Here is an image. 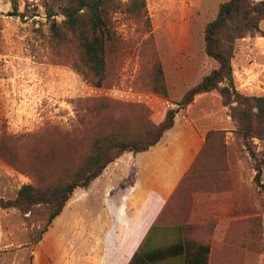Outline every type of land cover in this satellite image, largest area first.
<instances>
[{
    "label": "rangeland",
    "instance_id": "obj_1",
    "mask_svg": "<svg viewBox=\"0 0 264 264\" xmlns=\"http://www.w3.org/2000/svg\"><path fill=\"white\" fill-rule=\"evenodd\" d=\"M224 1L145 0L149 28L117 10L98 90L78 70V44L62 27L63 0H0V199L15 198L22 185L38 189L68 181L99 133L145 135L165 109L151 91L156 63L167 100L179 101L187 86L216 67L205 54L203 30ZM48 11L54 16L47 17ZM53 21L62 31L59 38ZM259 27L264 32V21ZM231 65L237 92L264 96V37L236 41ZM206 97L219 96H202L189 108L197 124ZM224 108L226 124L210 130L181 182L179 227L191 234L190 241L209 245L208 264H264V190L254 184L238 116ZM250 144L264 161V140L253 138ZM214 194L222 196L217 203L208 197ZM47 216L40 205L26 214L0 209V264H91L87 246L73 237L71 221L64 233H55L52 225L48 231L54 233L37 242Z\"/></svg>",
    "mask_w": 264,
    "mask_h": 264
},
{
    "label": "trees",
    "instance_id": "obj_2",
    "mask_svg": "<svg viewBox=\"0 0 264 264\" xmlns=\"http://www.w3.org/2000/svg\"><path fill=\"white\" fill-rule=\"evenodd\" d=\"M124 8V9H122ZM120 10L131 18L141 20L150 27L145 0H63L62 27L76 40L80 56L78 70L88 77L96 89H101L106 74V53L114 41V14ZM14 16H19L15 11ZM48 11L47 17H53ZM264 21V0H226L219 5L216 17L203 30L204 51L216 67L197 84L190 87L179 101H168L167 87L160 63H156L152 79V93L165 102L163 114L155 125L140 138L117 133H99L91 139L88 154L70 179L47 188L22 185L13 199H0V209H17L21 213L31 212L34 206L46 207L48 216L37 242L42 240L54 220L60 216L76 189L87 188L103 170L123 154H137L149 150L174 125L176 115L190 107L197 97L217 93L222 107H231L250 159L254 163V184L264 190L261 182L264 161L257 159L250 140H264V96H245L234 88L231 59L236 41L264 32L259 24ZM59 38L62 31L52 23ZM212 134L209 131L206 139ZM149 137H151L149 139ZM205 143L202 149L205 146ZM200 150V152L202 151ZM145 246V245H144ZM208 244L190 241L182 237L171 244L147 250L143 245L132 255L128 264H161L167 260H179L182 264H208Z\"/></svg>",
    "mask_w": 264,
    "mask_h": 264
},
{
    "label": "crops",
    "instance_id": "obj_3",
    "mask_svg": "<svg viewBox=\"0 0 264 264\" xmlns=\"http://www.w3.org/2000/svg\"><path fill=\"white\" fill-rule=\"evenodd\" d=\"M245 72L251 80L246 69ZM186 88L179 92L180 96ZM202 102L206 110L197 116L200 124L190 116L191 106L180 111L173 127L155 146L145 152L123 154L87 188L76 189L52 224L55 233H64L71 221L73 237L87 246L91 264H128L142 245L152 250L189 237L191 234L179 227L182 210L177 199L181 182L200 155L205 135L212 129L223 128L227 122L219 97L212 101L206 97ZM235 189L234 186L233 199ZM208 197L214 203L222 198L215 194ZM53 233L48 231L43 240ZM170 261L182 264L178 259L161 264Z\"/></svg>",
    "mask_w": 264,
    "mask_h": 264
}]
</instances>
